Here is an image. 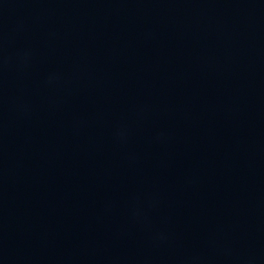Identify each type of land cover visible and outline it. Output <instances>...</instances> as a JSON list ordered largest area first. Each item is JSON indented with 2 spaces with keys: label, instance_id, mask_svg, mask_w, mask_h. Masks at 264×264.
<instances>
[{
  "label": "water",
  "instance_id": "obj_1",
  "mask_svg": "<svg viewBox=\"0 0 264 264\" xmlns=\"http://www.w3.org/2000/svg\"><path fill=\"white\" fill-rule=\"evenodd\" d=\"M0 264H264V0H0Z\"/></svg>",
  "mask_w": 264,
  "mask_h": 264
}]
</instances>
